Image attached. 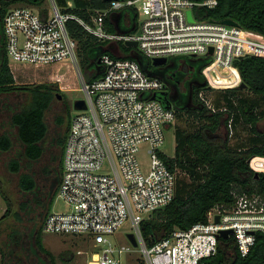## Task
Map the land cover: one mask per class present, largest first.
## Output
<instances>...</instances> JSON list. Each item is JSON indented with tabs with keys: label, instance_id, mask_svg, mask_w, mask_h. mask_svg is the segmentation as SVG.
Returning <instances> with one entry per match:
<instances>
[{
	"label": "built area",
	"instance_id": "built-area-1",
	"mask_svg": "<svg viewBox=\"0 0 264 264\" xmlns=\"http://www.w3.org/2000/svg\"><path fill=\"white\" fill-rule=\"evenodd\" d=\"M48 3V7L20 5L7 11L2 28L10 67L39 70L71 64L81 72L78 42L66 28L70 19L103 42H138L137 49L152 62L180 56L212 58L203 76L215 88L219 86L214 85V76L220 69L234 71L238 82L227 88H235L242 79L234 62L248 55L264 58V35L196 18L197 8L215 9L217 0H112L90 21L63 13L55 0ZM131 9L138 17V29L128 34L108 32L107 17ZM188 11L194 22L189 21ZM99 63L103 75L89 83L82 80L86 108L75 109L64 149L58 194L71 210L49 212L44 231L90 239L93 250L85 264H128L127 255L133 250L141 254L140 264H204L217 253L222 231H232L228 238L235 239L239 254L249 255L257 234L264 235V202L247 194L231 208H213L206 223L175 229L147 245L143 222L176 195L178 175L168 167L163 157L168 155L162 150L176 112L157 98L165 91V82L148 76L137 61L105 54ZM229 127L232 137V120ZM144 147L150 158L147 163L140 160ZM249 164L255 173H264V157H254ZM128 222L133 230L126 235L128 244L116 246L110 236Z\"/></svg>",
	"mask_w": 264,
	"mask_h": 264
},
{
	"label": "trees",
	"instance_id": "trees-1",
	"mask_svg": "<svg viewBox=\"0 0 264 264\" xmlns=\"http://www.w3.org/2000/svg\"><path fill=\"white\" fill-rule=\"evenodd\" d=\"M55 1L63 13L86 21L110 6L105 0ZM217 1L215 9L197 8L196 18L215 22L233 20L243 29L264 35V0ZM69 2H73L72 7H68ZM44 3L45 0H0L1 26L12 7H43ZM125 12L131 14L126 23L111 21L117 13L107 17L108 32L128 34L138 29V17L133 10H124L121 15ZM66 28L78 42V57L93 72L89 82L101 77V56L118 58L106 48L108 42L89 34L75 19L68 20ZM118 45L121 58L137 61L148 76L165 82V91L157 98L175 110L176 119L186 115L194 125L190 130L176 127L175 156H163L170 170L178 175L176 195L169 205L153 212L143 222L142 234L147 245L153 246L175 229L188 230L198 223H206L213 208H231L244 194L258 196L264 202V173L257 177L249 164L254 157H264V127L261 126L264 123V58L248 55L237 59L234 67L247 87L218 90L210 108L200 94L211 89L203 71L212 63V58L180 56L172 57L170 64L155 65L139 49L123 42ZM1 52L4 59L0 67V157L8 156V172L19 175L18 187L22 194V200L15 204L0 181V194L7 205L0 218L1 263L55 264V257L41 242V233L61 184L68 128L58 135L56 132L67 121L70 123V113L68 119L63 115L57 117V128L49 136L46 112L57 98L59 86L56 83L17 84L9 68L5 41ZM190 83L193 87L189 101L190 94L184 87L189 88ZM175 87L180 91L177 100L172 98ZM231 120L234 136L239 127L247 132V139L235 146L230 144ZM204 264H264V235L257 234L255 245L246 257L239 254L235 239H220L217 253L205 259Z\"/></svg>",
	"mask_w": 264,
	"mask_h": 264
},
{
	"label": "rangeland",
	"instance_id": "rangeland-1",
	"mask_svg": "<svg viewBox=\"0 0 264 264\" xmlns=\"http://www.w3.org/2000/svg\"><path fill=\"white\" fill-rule=\"evenodd\" d=\"M49 0H45L44 6L48 7ZM116 50V49H114ZM118 55V53H117ZM172 57L168 59V63L170 64ZM80 62V70L81 72L73 67L71 64L69 66H45L39 70L32 69L31 71L26 72H16L15 78L18 84H50L54 81L51 77L57 78L61 77L60 85L64 87V90L60 89L57 92L62 97V102H59V99L56 98L51 108L46 112V122L49 126L50 135H52L57 128L56 126V118L58 116H65L67 112H65V108L63 105H67L70 111V120L71 117L75 114L76 110L74 108V103L78 100H83L85 98V94L82 92V80L85 82L90 81V69L86 66L85 62H83L82 57H79ZM227 71L220 69L221 77H226ZM230 71H232L230 69ZM229 71V72H230ZM80 74V75H79ZM207 82V81H206ZM208 84V83H207ZM219 88L210 87L211 89L202 91V97L205 98L209 103H213L215 100L218 90H223L229 87L227 84L218 85ZM59 86V85H58ZM201 98V97H200ZM63 104V105H61ZM67 123V122H66ZM65 123V124H66ZM65 126V125H64ZM193 120L186 115L178 116L175 124H173L166 131V142L163 146L162 150L170 157L175 156L176 152V135L175 128L179 127L184 130H190L193 128ZM264 127V123L261 124ZM68 136V133H67ZM233 138L230 139V144L232 146L238 145L242 140L247 139V132L242 130V127H239L237 130V136L232 135ZM67 138V137H66ZM66 145V144H65ZM65 149V148H64ZM8 156H2L0 163V181L3 183L4 191L8 192L11 199L18 204L19 201L22 200V194L20 193L18 187L19 175H12L8 172ZM149 153L147 147H144L140 153V160L142 163H147L149 161ZM260 160V159H259ZM63 166V165H62ZM39 167V165H38ZM45 191V190H44ZM59 188L57 189V194L55 196L54 202L52 204L50 212H64L71 210V207L59 197ZM6 208V202L3 200L0 194V209ZM5 209V211H6ZM0 214L2 210H0ZM3 212V214L5 213ZM2 214V215H3ZM0 216V218L2 217ZM9 221V220H8ZM13 222V220H10ZM1 227V226H0ZM25 227V226H23ZM132 230L131 223L128 222L124 228L110 236L111 241L116 244V246H120L122 244H128L126 235L130 233ZM41 242L44 247L55 257V264H85L87 260L91 257V252L93 250L92 242L88 238H78L76 236H63V235H55L46 233L42 228L41 233ZM139 250V248H135ZM138 252L133 250L130 254L127 255V263L128 264H140L137 262V258L140 256ZM65 258L66 260H64ZM71 258V261L69 260ZM0 264L1 263V253H0Z\"/></svg>",
	"mask_w": 264,
	"mask_h": 264
},
{
	"label": "water",
	"instance_id": "water-1",
	"mask_svg": "<svg viewBox=\"0 0 264 264\" xmlns=\"http://www.w3.org/2000/svg\"><path fill=\"white\" fill-rule=\"evenodd\" d=\"M105 1L111 2L112 0H105ZM187 15H188L189 21L190 22H194L192 11H188ZM222 23L225 24V25L238 26V23H236L233 20H225ZM138 34L140 35V32H138ZM126 46L137 48L138 47V42H136V41L126 42ZM209 55H213V49L212 48L209 51ZM153 63L155 65H166L168 63V59L167 58H157V59L153 60ZM241 87L242 88H246L247 86L244 83H242ZM154 98H156V96H154ZM74 108L76 110L85 109L86 108L85 102L83 100L76 101L74 103ZM256 176L258 177V173H256ZM219 220H220V217L217 216L216 217V222H219ZM231 233H232V231H222V232H220V235H221L222 238L227 239ZM128 237H129L130 241L132 242V244L135 247H137L138 243H137L136 239L134 238L133 234H129Z\"/></svg>",
	"mask_w": 264,
	"mask_h": 264
},
{
	"label": "crops",
	"instance_id": "crops-1",
	"mask_svg": "<svg viewBox=\"0 0 264 264\" xmlns=\"http://www.w3.org/2000/svg\"><path fill=\"white\" fill-rule=\"evenodd\" d=\"M121 12H123V11L115 12V13H117L116 18H114V17L111 18V21H113V23H115V24H118V22H120V23L125 22L126 23L127 21H129L131 19V17H130L131 14L130 13L125 12L126 14L121 15L122 14ZM120 34H125V33H120ZM106 48L108 50H110L116 57H122V51H121V49H120V47L118 45V42H108V45L106 46ZM114 49H116V50H114ZM117 53H118V55H117ZM9 68L11 70V73L14 75V78H15V73L16 72H22L23 73V72H26V71H31V70H19V68L14 69L13 67H10V64H9ZM231 73H232V71H230V72L228 71L227 72V75H226V78H227L226 81H228V84L227 85L229 87L235 85V84H231V80H230L231 78H228L229 76L230 77L232 76ZM51 79L54 81L53 83H56L57 85H59V88L60 89L64 90V87L60 85L61 77H57V78L51 77ZM234 79L236 80V83H237L238 82V77L235 76ZM15 80H16V78H15ZM16 82H17V80H16ZM0 163H1V157H0ZM5 209L6 208L0 209V210H2V213L0 214V216L3 214V212L5 211ZM3 215H2V217H3Z\"/></svg>",
	"mask_w": 264,
	"mask_h": 264
},
{
	"label": "flooded vegetation",
	"instance_id": "flooded-vegetation-1",
	"mask_svg": "<svg viewBox=\"0 0 264 264\" xmlns=\"http://www.w3.org/2000/svg\"><path fill=\"white\" fill-rule=\"evenodd\" d=\"M4 33H3V28H2V26H1V24H0V67L2 66V62H3V59H4V54L1 52V50H2V47H3V41H5L4 39H5V37H4V35H3ZM5 48H6V44H5ZM91 73H93V72H91ZM190 87L189 88H185L184 87V89L187 91V92H189V94H190V99H189V101L191 100V97H192V87H193V84L192 83H190V85H189ZM57 96V98L59 99V102H62L61 100H62V97L59 95V94H57L56 95ZM180 97V91H179V89H177L176 87L172 90V98L174 99V100H177L178 98ZM61 105H63V104H61ZM63 107L65 108V112H67V115H66V119H68V113H70V111H69V108H68V106L67 105H63ZM57 119V118H56ZM70 123H71V120H70ZM70 123L68 124V121H67V123L65 124V126H62V127H58L57 128V134L56 135H58V134H60L61 132H62V130H64V131H66V129L68 128V132L67 133H69V129H70ZM56 135H54V136H52V138L53 137H55ZM49 136H50V132H49ZM66 137H68L67 135H66ZM50 139H51V137H50ZM53 140H54V142L56 143V140L53 138ZM66 140H67V138H66ZM65 143H66V141H65ZM63 157H64V152H63ZM62 174H63V168H62ZM62 178V177H61Z\"/></svg>",
	"mask_w": 264,
	"mask_h": 264
},
{
	"label": "bare ground",
	"instance_id": "bare-ground-1",
	"mask_svg": "<svg viewBox=\"0 0 264 264\" xmlns=\"http://www.w3.org/2000/svg\"><path fill=\"white\" fill-rule=\"evenodd\" d=\"M230 71V69H227ZM220 71H218V76H214V84H218V85H224V84H228V81H226V77H221ZM228 72V71H227ZM231 77L229 76L228 78H231L230 80L234 79V77L236 76V74L234 73V71H232L231 73ZM236 80H232L231 84H235Z\"/></svg>",
	"mask_w": 264,
	"mask_h": 264
}]
</instances>
